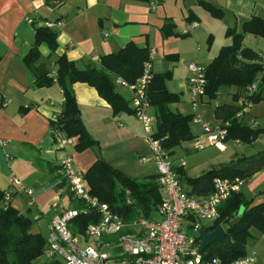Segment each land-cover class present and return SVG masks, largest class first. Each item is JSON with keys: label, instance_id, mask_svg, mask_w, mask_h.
<instances>
[{"label": "crops", "instance_id": "0c3cea01", "mask_svg": "<svg viewBox=\"0 0 264 264\" xmlns=\"http://www.w3.org/2000/svg\"><path fill=\"white\" fill-rule=\"evenodd\" d=\"M58 1L54 6L52 0H0V189L3 193L6 190L12 193L10 205L27 215L32 220L31 231L39 233L41 232L33 224V220L45 218L49 231V218L53 214L49 207L52 202L57 201L64 210L76 208L81 201L75 200L67 191L58 164L63 152L53 140L50 129L49 118L61 105V89L55 82L49 86L37 87L34 75L21 61L32 48L35 39V27L25 22L26 16L34 17L37 22L62 21L60 28H51L57 33L56 48L51 50L46 43H42L39 46L36 66L55 70L57 58L64 54L73 60L78 68H84L88 64L97 63L103 54L115 52L127 42L133 41L139 47L156 48L155 73L164 71L165 61L173 73L179 55L184 53L180 52L181 39L190 38L196 43L198 50L202 37L208 34L210 39L214 38L216 29L224 30L233 26L240 30L241 23L252 15L264 18V0H204L223 10L221 18L212 16L202 5V0ZM150 1L156 2L154 8L150 7ZM191 20L196 21L198 26L184 37L180 30ZM165 22L172 23L174 29L172 35L163 38L160 28ZM169 53H175L177 60H165V55ZM94 58L98 60L95 61ZM194 58L195 62L204 64L202 61H196L202 60V57L196 54ZM188 63L184 66L185 89L189 75ZM222 88L223 86L220 87L217 98L223 95ZM123 89L125 93H120L128 99L130 106L131 92L125 87ZM72 90L81 111L82 121L97 140L95 145L100 149L101 158L133 177L155 174L151 159L140 161L141 156H149V150L143 140L141 122L134 113L122 111L114 114L108 102L100 97L94 87L85 82L73 83ZM227 90L229 91L226 92V99L222 103H213H234L232 95L236 88L232 86ZM3 100L7 101L6 105H2ZM205 101L204 105L212 106V119L220 120L214 115L215 107L210 103L212 99L206 97ZM261 103H264V99L254 105ZM151 108L155 111V107ZM172 109L180 112L178 105ZM259 114L264 118L261 113L250 115L251 123L253 122L251 127H259ZM73 138L74 144L68 147V151L74 166L85 174L98 159L92 150L94 145L77 151L74 147L77 139ZM257 141L261 143L260 149H263L264 133L251 144ZM171 155L174 167L184 168L180 162H176L175 152ZM178 160L182 161L184 157H179ZM13 177L19 179L21 185L11 184ZM252 179L255 186H264V169L255 173ZM85 183L89 189L86 180ZM25 189L33 190L34 203L31 206L28 204L29 198ZM183 189L188 192L189 187ZM258 199L264 200V195L258 196ZM38 211L42 215L35 219L34 215ZM157 216L155 210L151 217ZM254 236L250 241L264 238V235L257 233H254ZM111 238L104 236L103 241Z\"/></svg>", "mask_w": 264, "mask_h": 264}, {"label": "trees", "instance_id": "16d2710c", "mask_svg": "<svg viewBox=\"0 0 264 264\" xmlns=\"http://www.w3.org/2000/svg\"><path fill=\"white\" fill-rule=\"evenodd\" d=\"M202 5L216 18L224 14L221 8L202 0ZM35 39L32 48L22 57L21 61L35 77L37 87L49 86L54 80L48 76L50 70L36 66L39 58V46L46 43L51 50L57 46V33L46 26L33 23ZM174 26L165 22L161 28L163 38L173 34ZM245 33L264 39V18L252 15L241 23L238 30L228 27L226 35L232 44L223 46L206 66L205 93L213 99L218 95L220 87H235L232 95L235 102L245 96L247 87L257 76L260 81L257 89L247 95L253 104L264 99L262 85L264 84V65L259 61L260 56L250 48L242 45ZM186 36V35H183ZM149 58L148 47H139L133 41L127 42L119 50L100 56L97 63L78 68L73 60L62 54L56 60V82L62 91L64 101L57 112V118L49 121L51 126L60 129L66 136L76 137L74 145L77 151L90 148L97 140L87 130L81 117V111L76 102L72 84L85 82L94 87L100 97L105 99L117 114L122 111L133 112L129 101L117 89L114 77L120 76L129 83H134L141 75L143 63ZM165 60H177V55L169 53ZM171 71L154 73L148 87L150 103L155 107V136L160 139L162 146L170 154L182 142L190 141L194 133L190 127L191 114H183L171 108L180 99L179 93L170 91L166 80ZM238 107L234 103H223L214 108L217 119L229 121L228 138L244 144H251L264 133V127L253 128L242 124L234 114ZM234 162L233 165H231ZM264 169V148L250 155H241L220 167L210 168L203 173L186 177L189 184L188 192L192 194H208L213 190L215 177L234 178L236 176L248 179ZM180 183V175L184 174L181 166L175 167ZM85 180L89 185L88 192L100 201L106 202L112 211L120 214L125 220L134 216L151 217L162 200L163 192L156 180V174L142 177L130 176L113 167L104 158L97 159L86 171ZM126 190L129 191L126 194ZM264 195V187L256 195L245 191L233 193L219 206V216L210 225L203 227L210 231L218 225L226 230L227 243L212 242L204 250V257H219L224 263L243 256L247 243L254 238V233L264 235V200L258 196ZM131 202H127V198ZM83 203L76 205L80 210ZM99 220V214L94 209L80 211L69 222L73 235L83 234L88 224ZM32 220L20 213L10 204H3V191L0 189V264H59L56 259L47 258L40 263L38 259L45 254L47 238L39 232L31 231ZM116 256H120L116 255Z\"/></svg>", "mask_w": 264, "mask_h": 264}, {"label": "built area", "instance_id": "2783aa9c", "mask_svg": "<svg viewBox=\"0 0 264 264\" xmlns=\"http://www.w3.org/2000/svg\"><path fill=\"white\" fill-rule=\"evenodd\" d=\"M54 6L58 0H52ZM150 7L156 6L150 1ZM25 22L32 24L35 18L26 16ZM37 24L48 28H60L61 20H40ZM198 26L191 20L181 29L182 35H189ZM149 58L143 63L141 75L134 83H129L120 76L114 77V83L127 88L131 92L130 106L136 118L141 122L143 140L149 150V156H141L140 161L151 159L155 166L156 179L162 189L163 197L156 212L157 217L136 216L125 220L120 214L112 211L106 202L100 201L88 192L85 183L84 171L74 166L73 158L68 147L74 144V138L66 136L60 129L51 126L53 140L62 149L63 155L59 158V170L65 182L68 193L75 199L84 202L85 208H66L54 201L50 205L53 214L49 218V234L47 236V258H53L59 264H253L256 249H246L243 256L224 263L219 257L205 258L199 254L198 248L201 237L198 230L204 228L203 221L210 225L219 216L218 208L233 193L242 191L246 179L241 177H215L212 181L213 190L208 194L195 195L185 191L178 180L175 171L174 159L165 149L159 138L155 136V115L150 113L152 107L148 97V87L155 73L154 59L156 48L148 47ZM259 61L264 65V50L260 53ZM95 61L98 59L94 58ZM189 75L187 77V93L192 110L191 121L200 127L190 140L191 150H205L214 147L224 151L228 147L229 121L206 120L202 106L206 103L205 93L206 66L195 61L187 64ZM48 76L56 82V70H50ZM260 77L257 76L245 92V96L253 94L257 89ZM62 93V91H61ZM242 96L235 105L238 107L234 117L242 121L249 114L253 103ZM64 97L62 94L59 109L52 112L49 121L57 118ZM7 101L3 100L2 105ZM214 107L216 103L210 102ZM257 123L256 120H253ZM233 140V139H231ZM238 142L237 140H234ZM183 164V162H181ZM13 185H21L16 177L11 180ZM28 195L29 206L33 205V190L25 189ZM129 191L126 190V194ZM12 193L6 190L3 193V204L8 206ZM127 202L131 200L128 197ZM94 209L99 214V220L86 226L83 234L73 235L69 228L70 220L80 211ZM41 212L34 215L35 219L41 217ZM189 229V232L187 229ZM205 229V228H204ZM208 231V230H207ZM104 236L112 238L106 242ZM121 246L123 253L120 256L112 255L107 248Z\"/></svg>", "mask_w": 264, "mask_h": 264}, {"label": "rangeland", "instance_id": "374dc122", "mask_svg": "<svg viewBox=\"0 0 264 264\" xmlns=\"http://www.w3.org/2000/svg\"><path fill=\"white\" fill-rule=\"evenodd\" d=\"M233 27V26H232ZM226 29H216L214 38L210 39L208 34L202 37V41L200 40V48L196 50V43L190 40V38L185 37L181 39L180 42V52H184L183 54L179 55V59L177 62V67L174 68L173 73L171 72V76L168 80H166V84L169 87L171 91H174L176 93H179L180 99L175 104H172V108H176L178 105V108L180 112L184 114H190L191 113V106L189 103V96L187 93V88L184 87V77H185V63L190 60L194 61L196 57V54L198 57H202V60L196 61H202V63L208 64L215 55L219 52V50L225 46L232 44V40L229 36L226 35ZM181 31V30H180ZM242 45L244 47L250 48L254 52L257 53V55L261 56V52L264 50V39L255 38L252 34L245 33L243 39H242ZM200 63V62H199ZM262 87V94L264 96V84ZM116 89L121 92L125 93V90L123 87L119 84L116 85ZM228 87H223L221 89V92L223 93L222 96H218V98H213L212 102H221L226 99V92ZM233 90V89H231ZM204 110V119L206 120H213L212 118V106L209 107L208 105H204L202 107ZM150 113L153 112V108H150ZM253 113H261L264 114V103H261L259 105H252V107L249 109V114H247L245 117H243L241 123L244 125L251 126L253 122L251 123L250 115L252 116ZM260 125L258 128L264 127V118L260 114L258 115ZM190 127L192 132L198 133L200 131V127L190 121ZM260 136V135H259ZM258 136V137H259ZM238 142H235L234 140H229L228 147L224 151L217 150L214 147H208L205 150L197 151V150H191L189 149L190 143L189 142H182L180 145L175 147V157L176 162H183V171L184 174L180 175V185L183 188H188L189 184L186 181V177H194L197 176L210 167H220L226 163H229L231 159H236L237 157L241 155H249L254 152H256L258 149H260L261 143L259 141L253 143V144H238ZM191 150V151H190ZM184 157V160L179 161V157ZM212 163V164H210ZM254 179V177H253ZM252 177L248 178L243 186L242 191L247 192L248 194H252L253 196L256 195V193L261 190L264 186L259 188V186H255L253 183ZM209 221H203L204 225L209 224ZM33 224L36 225L41 234L47 238L49 231L47 229L46 225V219L41 218L39 220L34 221ZM187 229V228H186ZM189 232V229H187ZM111 237V236H110ZM250 241V240H249ZM248 244V249L253 247L256 249V255L255 260L253 264H264V238H260L257 241L251 240ZM107 251H109L112 255H119L123 253V249L121 246L112 248H107ZM47 259L46 254H43L40 258V262H45Z\"/></svg>", "mask_w": 264, "mask_h": 264}, {"label": "water", "instance_id": "95a60500", "mask_svg": "<svg viewBox=\"0 0 264 264\" xmlns=\"http://www.w3.org/2000/svg\"><path fill=\"white\" fill-rule=\"evenodd\" d=\"M168 69V62H164V71L166 72ZM92 150L95 152L98 159H101L100 149L97 145L92 147ZM234 162L231 164L233 165ZM198 233L201 237V241L198 248V253L201 254L205 248L211 244L212 242H220V243H227L226 240V230L223 225H218L213 230L207 231L204 228L198 230Z\"/></svg>", "mask_w": 264, "mask_h": 264}]
</instances>
